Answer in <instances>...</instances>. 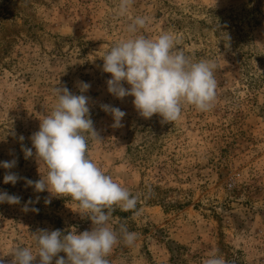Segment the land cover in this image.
<instances>
[{"label":"rangeland","instance_id":"374dc122","mask_svg":"<svg viewBox=\"0 0 264 264\" xmlns=\"http://www.w3.org/2000/svg\"><path fill=\"white\" fill-rule=\"evenodd\" d=\"M119 3L0 0V162L17 159L11 171L22 178L46 175L34 157L24 158L21 143L32 147L31 135L56 102L54 87L79 95L77 82H87L101 138L88 140V156L138 198L141 210L113 212L112 226L126 224L138 239L132 247L116 245L110 264H204L213 251L227 264H264V0H133L123 17L116 15ZM136 16L150 18L138 35L170 33L193 62L216 63L210 111L184 105L178 120L162 123L158 114L141 117L134 97L108 93L111 74L103 72L102 58L130 37ZM101 104L126 113L121 127H112ZM6 171L0 167V191L22 199L0 203L5 264L17 247L35 252L31 234L38 229L91 230L71 198L37 193L24 179L5 184ZM30 199L38 212L22 211Z\"/></svg>","mask_w":264,"mask_h":264},{"label":"clouds","instance_id":"9594fccd","mask_svg":"<svg viewBox=\"0 0 264 264\" xmlns=\"http://www.w3.org/2000/svg\"><path fill=\"white\" fill-rule=\"evenodd\" d=\"M133 0H120L117 16H126ZM150 18L136 16L127 26L130 37L113 45L102 60V70L111 74L106 81L107 91L117 99L134 97L133 105L138 114L150 119L154 114L162 117V123L178 120L184 105H193L198 111H210L216 100L217 65L212 60H193L177 47L178 41L170 33H162L155 39L138 35L146 27ZM129 85L128 88L124 84ZM80 94H73L66 86L54 87L52 93L55 104L50 114L40 119L39 130L30 137L32 147L21 143L24 158H35L46 168V175L37 181L20 177L11 171L17 159L0 162L6 171L3 182L15 185L20 179L35 192L47 191L51 196L71 198L77 203L82 217L91 220V230L77 234L72 228L65 234L60 229H38L31 234L36 244L33 252L29 247H17L12 252L11 264H33L38 256L39 264H110L108 257L121 241L132 247L138 239L136 232L130 231L126 224L114 228L113 212H132L139 216L138 198L106 174L88 156V140L101 141L91 119L90 100L87 93L91 85L78 81ZM100 108L113 118V128L122 126L126 115L118 107L101 104ZM19 140H24L23 135ZM35 149V152H33ZM38 169V170H39ZM21 197L0 191V203L20 204ZM39 196L35 203L39 202ZM50 199H45L49 204ZM34 201L28 200L22 211L38 212L30 208ZM112 221V223H110ZM65 253L66 259L58 256ZM0 264H5L0 256ZM204 264H227V261L210 252Z\"/></svg>","mask_w":264,"mask_h":264}]
</instances>
